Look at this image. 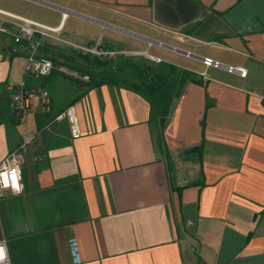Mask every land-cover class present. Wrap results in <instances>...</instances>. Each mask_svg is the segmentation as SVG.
<instances>
[{"label": "crops", "instance_id": "0c3cea01", "mask_svg": "<svg viewBox=\"0 0 264 264\" xmlns=\"http://www.w3.org/2000/svg\"><path fill=\"white\" fill-rule=\"evenodd\" d=\"M0 9L60 26L69 44L99 43L201 81L175 102L161 151L142 97L32 79L2 36L0 160L33 136L21 192L0 190L10 264H74L70 238L79 264H264V0H0ZM21 82L50 96L49 112L35 104L24 125L7 96ZM69 107L75 139L59 118Z\"/></svg>", "mask_w": 264, "mask_h": 264}, {"label": "built area", "instance_id": "2783aa9c", "mask_svg": "<svg viewBox=\"0 0 264 264\" xmlns=\"http://www.w3.org/2000/svg\"><path fill=\"white\" fill-rule=\"evenodd\" d=\"M60 26L51 27L38 21L26 18L6 10L0 9V38L5 35L11 36L10 49L12 52L25 54L24 73L32 79H43L51 75L54 70L66 74L81 82H88L86 75L76 71H66L56 68L51 58L39 54V48L44 42L68 44L82 54H89L101 58L111 55L112 52L105 51L99 43L93 45H73L65 42L59 36ZM189 54V53H188ZM203 64L208 68H225L229 73L239 74L246 77L247 71L243 68L224 66L212 57H204ZM9 108L13 116L22 124L32 113L33 106L39 104L41 112H49L50 96L46 89L29 86L25 82L8 85ZM59 118L68 121L72 138L80 136L79 126L75 111L72 107L67 108ZM33 136L26 131L23 141L17 150L12 151L7 157L0 160V190H9L13 194H19L22 190V162L23 153L31 145ZM17 176L19 190L13 186V176ZM7 178L8 187H4V180ZM70 257L74 264L81 262L79 247L75 238L68 240ZM0 264H10L8 257Z\"/></svg>", "mask_w": 264, "mask_h": 264}, {"label": "trees", "instance_id": "16d2710c", "mask_svg": "<svg viewBox=\"0 0 264 264\" xmlns=\"http://www.w3.org/2000/svg\"><path fill=\"white\" fill-rule=\"evenodd\" d=\"M40 50L42 55L51 58L56 68L75 70L88 76V82L83 83L57 70L51 73L55 77L68 79L79 87H85V91L107 85L130 90L142 97L148 103V123L155 135V145L161 151H166L164 131L175 102L182 96L188 83H201L189 71L180 70L168 63L153 64L144 58L118 55L116 60L113 57L103 60V57L82 54L75 49L62 51L47 41L41 45ZM12 118L18 121L14 116Z\"/></svg>", "mask_w": 264, "mask_h": 264}, {"label": "clouds", "instance_id": "9594fccd", "mask_svg": "<svg viewBox=\"0 0 264 264\" xmlns=\"http://www.w3.org/2000/svg\"><path fill=\"white\" fill-rule=\"evenodd\" d=\"M18 177L13 176V184L12 186L18 191L19 190V185H18ZM4 187H8V182L7 178L4 180ZM7 260V252H6V247L4 242H0V262H4Z\"/></svg>", "mask_w": 264, "mask_h": 264}, {"label": "rangeland", "instance_id": "374dc122", "mask_svg": "<svg viewBox=\"0 0 264 264\" xmlns=\"http://www.w3.org/2000/svg\"><path fill=\"white\" fill-rule=\"evenodd\" d=\"M119 54L118 53H112L111 55H106V56H104L103 57V60H106V58H111V57H113L114 58V60H116V57L118 56ZM125 57H129V58H143V57H140V56H127V55H124ZM144 60H146V61H148L147 60V58H144ZM148 62H150V61H148ZM62 69H64V70H66V71H70V72H72V71H75V70H68V69H66V68H63L62 67ZM77 72V71H76ZM61 73V72H60ZM80 74V73H79ZM65 76H68V75H66V74H64ZM68 77H70V76H68ZM62 78V77H61ZM62 80L64 81V83H65V85L64 86H69V84H72V85H74L75 83L74 82H72V81H70V80H68V79H65V78H62ZM76 80V79H75ZM19 84V83H18ZM76 86H78V85H76ZM67 88H69V87H67Z\"/></svg>", "mask_w": 264, "mask_h": 264}]
</instances>
